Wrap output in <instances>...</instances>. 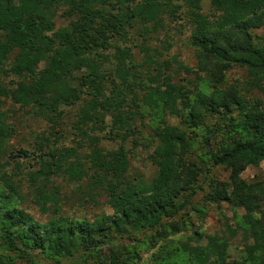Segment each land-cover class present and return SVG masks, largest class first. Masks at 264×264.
<instances>
[{"label":"trees","instance_id":"trees-1","mask_svg":"<svg viewBox=\"0 0 264 264\" xmlns=\"http://www.w3.org/2000/svg\"><path fill=\"white\" fill-rule=\"evenodd\" d=\"M204 1L0 0V68L12 59L3 72L16 78L10 84L0 83V264H16L20 256L32 253L57 262L81 251L100 257L104 247L110 249L108 255H101L105 264H136L140 250L115 245L113 236L167 225L178 232L176 221L163 222L188 209L203 188L200 176L208 179L216 166L230 170V176L227 182L210 184L211 200L246 211L248 242L243 257L231 259L232 241L226 233L208 235L206 241L197 233L194 244L181 242L154 264H264V218L254 214L261 211L264 183L249 184L241 176L248 166L264 162V101H250L242 88L225 86L226 73L240 67L249 71L248 86L264 90V38L254 33L264 26V0H208V14L203 12ZM178 2L187 7L193 27L196 72L207 77L212 93L173 83L168 64L157 69L156 76H148L146 84L137 74L132 48L119 45L130 41L128 29L138 22L152 26L140 32L146 37L163 27L165 15L180 17L183 5ZM60 11L67 26L57 27ZM140 48L152 61L147 49ZM111 49L115 50L112 59L106 53ZM137 89H143L142 100ZM83 95L88 98L77 130L89 141L88 154L83 158L78 148L53 142L56 134L43 133L34 142L39 167L27 172L9 147L16 125L15 112L5 109L6 103L31 108L57 126L60 108L76 105ZM140 103L158 110L161 118L174 116L182 123L163 120L154 130L159 144L151 155L156 172L149 182H133L126 176L129 161L124 143L137 133L134 123ZM208 117L218 126L209 125ZM205 128L222 135L216 150L211 149L210 135L201 140L195 135L196 129ZM89 131L104 133L103 138L122 145L106 152L101 138ZM198 147L208 148L201 156L204 166L189 158ZM21 151L30 157L27 150ZM24 174L34 185V203L51 213L46 222L18 205L22 196L17 178ZM61 175L74 182L87 180L86 194L92 200L106 198L112 215L93 220L64 215L60 188H51L53 177ZM167 232L157 234L165 237Z\"/></svg>","mask_w":264,"mask_h":264},{"label":"rangeland","instance_id":"rangeland-1","mask_svg":"<svg viewBox=\"0 0 264 264\" xmlns=\"http://www.w3.org/2000/svg\"><path fill=\"white\" fill-rule=\"evenodd\" d=\"M183 5V2H178ZM180 17H171L165 15L163 27L157 32L150 31L146 37H142L141 31L145 29H152L150 24L144 25L140 22L136 23L134 27L129 28L130 41L126 43H119V45H128L132 48L135 63L138 69V75L142 81L148 84V76L157 75V69L165 68L168 64L170 69L167 74L173 77V83L184 86L188 90H202L209 93L213 92L212 84L209 82L204 74H197V60L196 49L191 46V34L193 27L189 22L187 16V7L183 5ZM203 12L208 14L211 12V6L208 0L203 2ZM57 27L67 26L68 20L62 16V11L58 13L56 18ZM254 33L264 38V26L256 29ZM140 47L146 48L152 61L146 59L147 55L141 50ZM110 54L111 59L114 57L115 50L111 49L106 52ZM12 59L5 63L0 68V83L10 84L11 80H16L12 75H6L3 70H9L11 67ZM180 65L183 67L180 68ZM109 66V65H108ZM163 70V69H162ZM139 76H137L139 78ZM248 83L251 82V76L246 68L236 67L226 73L225 86H237L242 88V94L247 96L250 101L261 100L264 101V90L254 87ZM247 88H243V87ZM140 99L142 98L143 89H137ZM82 100L74 106H62L60 108L61 114H58L57 126H54L48 119L39 116L31 108H24L20 105H14L8 101L5 109L15 112L12 121L16 125L15 136L11 139L9 147L10 150L16 154L17 160L25 167L27 172H34L38 167L37 158L39 153L35 154V140L38 136L49 132L56 134L57 142L60 145L71 146L78 148L79 155L83 158L88 154L89 141L77 130L79 123L80 110L85 105V100L88 98L83 95ZM142 100V99H141ZM141 104V103H140ZM140 113H136L135 127L137 130L136 135L128 138L124 143V148L127 153L129 161V168L126 176L133 182L145 181L149 182L155 175L156 167L152 163L151 155L155 148L158 146L159 141L154 136V130L159 127L163 120L170 125L181 126V119L174 116L160 117L158 110L144 106L141 104ZM211 126L216 125V120L208 117L206 120ZM108 124L111 122L108 120ZM55 129L53 130L52 128ZM88 128H91L89 125ZM207 129H196L195 135L201 140L205 135H210L211 145L213 150H216L221 142L222 135L219 132L209 133ZM90 136H98L101 138L100 146L106 152L118 150L121 147L119 140L114 141L103 138L104 133L99 131H89ZM194 135V136H195ZM56 140V141H54ZM59 145V146H60ZM80 145V147H79ZM27 150L30 157L24 156L21 150ZM208 148L201 149L198 147L190 154L191 161L197 162L200 166L203 165L201 156ZM204 166V165H203ZM206 167V166H205ZM12 167L9 168L12 172ZM25 173V172H24ZM230 170L216 166L211 170L208 179L204 174L200 176L199 182L202 183L203 188L198 191L193 197L192 204L183 211V214L177 216L175 219H166L163 223L176 221L180 229L178 232H172L171 228L160 227L157 230H148L135 232L130 234H115L113 243L117 246L132 247L133 250L137 247L140 250V261L136 264H154L161 260V258L168 257L181 242H189L194 244L195 239L198 238L197 233L203 235L204 239L208 235L216 233L229 235L232 245L230 246L229 253L231 259H239L244 255V245L248 241L245 238V228L247 224L244 220L246 211L242 208H234L228 202H221L216 204L211 200V183L214 181H229ZM242 179L247 183H264V162L258 166L250 165L242 173ZM17 179L21 180L20 194L21 198L17 199L19 207L26 213L31 214L35 219L46 222L48 221L51 213L43 212L39 206L34 203V185L28 180L27 177L18 176ZM87 180L83 182H74L68 180L66 176H57L52 179V187L60 188L59 200L61 209L64 215L74 218H87L93 220L94 218L103 214L112 215L113 211L106 203V198L97 197L92 200L86 193L88 191ZM83 189H82V188ZM261 211L254 213L255 217L259 219L264 218V200L260 203ZM167 229V235L160 237L157 231ZM234 231L235 234L230 237V233ZM230 232V233H229ZM206 241V239L204 240ZM115 249V248H114ZM127 254L126 249L124 250ZM109 247H104V251L98 257L96 254L91 257L85 251L77 253L74 257L63 259L59 262L49 259L37 253H32L31 256H20L16 264H33L30 259L33 258L35 264H105L106 257L101 256L109 254Z\"/></svg>","mask_w":264,"mask_h":264}]
</instances>
